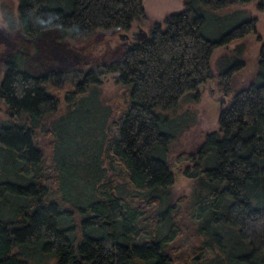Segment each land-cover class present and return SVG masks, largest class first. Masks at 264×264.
I'll use <instances>...</instances> for the list:
<instances>
[{"label":"trees","instance_id":"16d2710c","mask_svg":"<svg viewBox=\"0 0 264 264\" xmlns=\"http://www.w3.org/2000/svg\"><path fill=\"white\" fill-rule=\"evenodd\" d=\"M249 1L182 0L116 57L84 62L65 38L125 30L146 18L141 0H16L19 40L0 60V264H264V43L236 89L239 54L215 74L208 63L254 31L237 7ZM214 75L232 93L217 128L176 151L195 184L172 195L170 141L191 120L172 109Z\"/></svg>","mask_w":264,"mask_h":264},{"label":"rangeland","instance_id":"374dc122","mask_svg":"<svg viewBox=\"0 0 264 264\" xmlns=\"http://www.w3.org/2000/svg\"><path fill=\"white\" fill-rule=\"evenodd\" d=\"M141 5L146 13V18L141 19L140 22L132 21L125 30L115 28L104 31L98 28L87 38L76 40L66 37L65 40L84 62L114 58L120 53L122 45L134 40L131 38L130 31L136 29V24L147 30L149 22L161 21L166 12L179 9L182 6V0H141ZM237 7L244 9L246 16L254 18V31L226 44L215 46L208 59L209 66L215 74L223 67L225 68L227 64L229 67L234 63V59L238 58L239 54L243 64L232 71L230 75L231 89L246 84L253 76L256 71L258 48L260 43H264V0H250ZM119 32L127 33L128 37L120 38ZM18 40L16 34V0H0V60L4 54L11 52L16 47ZM1 74L2 71L0 70ZM216 79L214 75L202 80L193 89L183 92L172 109L175 116L185 112L191 116L187 125L178 130L170 141L168 157L172 163L173 178L169 188L172 195L187 193L195 184L192 177L181 172V168L188 163V160L185 158L175 160L176 151L194 145L201 140L205 131L217 128L219 109L232 93V91L227 94L222 92L217 87ZM97 85L100 96L113 108V102L109 97L119 91L120 85L113 80L112 73L107 72L101 75ZM58 101L59 110H62L65 104L61 96H59ZM42 142L43 140L40 141V144L46 145V142ZM44 148H46L45 160L47 162L49 147L46 145Z\"/></svg>","mask_w":264,"mask_h":264},{"label":"water","instance_id":"95a60500","mask_svg":"<svg viewBox=\"0 0 264 264\" xmlns=\"http://www.w3.org/2000/svg\"><path fill=\"white\" fill-rule=\"evenodd\" d=\"M130 35H131V38H133L134 40H139L146 36V30L141 28V26H139L138 24H136V29H132L130 31ZM118 36L120 38H126L128 37V34L125 32H119Z\"/></svg>","mask_w":264,"mask_h":264}]
</instances>
